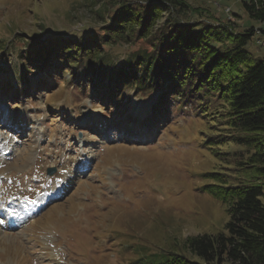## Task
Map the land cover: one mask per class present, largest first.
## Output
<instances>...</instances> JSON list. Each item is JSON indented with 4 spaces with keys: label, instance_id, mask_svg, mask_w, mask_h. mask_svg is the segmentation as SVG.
Returning a JSON list of instances; mask_svg holds the SVG:
<instances>
[{
    "label": "rangeland",
    "instance_id": "374dc122",
    "mask_svg": "<svg viewBox=\"0 0 264 264\" xmlns=\"http://www.w3.org/2000/svg\"><path fill=\"white\" fill-rule=\"evenodd\" d=\"M116 1L0 0V143L18 139L0 156V202L32 197L34 188L54 190L64 179L69 185L25 222H12L22 219V207L15 218L0 207V264H159L167 250H184L188 237L216 233L229 220L224 202L202 186L214 180L206 172L239 174L244 149L209 148L208 124L191 102L169 95L159 104L157 89L123 85L112 93L92 85V73L84 76L82 68L76 78L64 58L55 59L54 45L44 65L24 58L41 47L38 38L59 33L60 48L102 37ZM186 2L200 10L182 13L185 20L226 22L237 31L255 26L249 49L264 57V22L243 0ZM144 47L141 38L103 49L121 65Z\"/></svg>",
    "mask_w": 264,
    "mask_h": 264
},
{
    "label": "trees",
    "instance_id": "16d2710c",
    "mask_svg": "<svg viewBox=\"0 0 264 264\" xmlns=\"http://www.w3.org/2000/svg\"><path fill=\"white\" fill-rule=\"evenodd\" d=\"M243 3L252 18L264 22V0ZM115 6L102 37L90 34L61 49L64 37L59 33L33 38L41 47L24 58L44 65L45 50L54 45L55 59L64 58L76 78L82 68L84 76L92 73V85H107L112 93L123 85L157 89L159 103L169 95L191 102L208 124L209 148L222 153L219 149L235 143L244 157L236 161L239 174L205 173L214 180L203 190L226 205L224 228L188 237L184 250H167L159 264H264V57L249 49L255 26L237 31L226 22L185 20L182 13L192 9L186 0H118ZM260 30L264 34V27ZM141 38L148 47L128 55L121 65L103 49L104 44ZM200 133L203 137L206 129Z\"/></svg>",
    "mask_w": 264,
    "mask_h": 264
},
{
    "label": "bare ground",
    "instance_id": "6f19581e",
    "mask_svg": "<svg viewBox=\"0 0 264 264\" xmlns=\"http://www.w3.org/2000/svg\"><path fill=\"white\" fill-rule=\"evenodd\" d=\"M46 238H50V236L47 235ZM55 249L58 251V253L54 251ZM52 251H54V252H52V257H53L55 260H56V259H59V258H60L59 250H58L56 247H54Z\"/></svg>",
    "mask_w": 264,
    "mask_h": 264
}]
</instances>
